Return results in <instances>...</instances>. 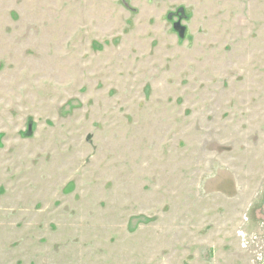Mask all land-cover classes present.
Masks as SVG:
<instances>
[{
  "label": "rangeland",
  "instance_id": "obj_1",
  "mask_svg": "<svg viewBox=\"0 0 264 264\" xmlns=\"http://www.w3.org/2000/svg\"><path fill=\"white\" fill-rule=\"evenodd\" d=\"M0 264H264V0H0Z\"/></svg>",
  "mask_w": 264,
  "mask_h": 264
},
{
  "label": "water",
  "instance_id": "obj_2",
  "mask_svg": "<svg viewBox=\"0 0 264 264\" xmlns=\"http://www.w3.org/2000/svg\"><path fill=\"white\" fill-rule=\"evenodd\" d=\"M173 30L178 33L179 37H182L184 34V28L180 25L179 22H176L173 24ZM28 132H29V129H28Z\"/></svg>",
  "mask_w": 264,
  "mask_h": 264
},
{
  "label": "flooded vegetation",
  "instance_id": "obj_3",
  "mask_svg": "<svg viewBox=\"0 0 264 264\" xmlns=\"http://www.w3.org/2000/svg\"><path fill=\"white\" fill-rule=\"evenodd\" d=\"M178 18H179V17H178ZM174 23H175V22H174ZM174 23H172V28H173V24H174ZM28 133H29V132H28Z\"/></svg>",
  "mask_w": 264,
  "mask_h": 264
}]
</instances>
